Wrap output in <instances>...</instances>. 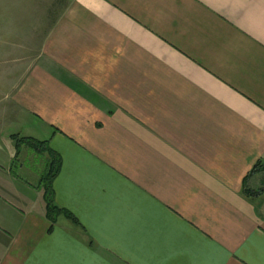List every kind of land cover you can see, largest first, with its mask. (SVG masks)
I'll return each mask as SVG.
<instances>
[{
  "label": "crops",
  "instance_id": "1",
  "mask_svg": "<svg viewBox=\"0 0 264 264\" xmlns=\"http://www.w3.org/2000/svg\"><path fill=\"white\" fill-rule=\"evenodd\" d=\"M28 34L0 40V264H264V0H72Z\"/></svg>",
  "mask_w": 264,
  "mask_h": 264
},
{
  "label": "rangeland",
  "instance_id": "2",
  "mask_svg": "<svg viewBox=\"0 0 264 264\" xmlns=\"http://www.w3.org/2000/svg\"><path fill=\"white\" fill-rule=\"evenodd\" d=\"M71 1L72 0H0V40L4 38L11 43H16L15 45L20 47L22 45V40L29 38V32H32V34L37 32V35L41 34L44 38ZM11 49L10 47L3 48L0 46L1 59H5V65H7L9 59L10 63L14 61L11 60L14 55ZM30 50L34 49L32 48ZM3 51L4 54H2ZM15 81L16 80L12 79L6 83L7 91L12 90ZM4 148L5 150L7 149L6 146ZM28 150L31 151L30 149ZM32 152L33 151H31V153ZM33 153V157L30 156L31 158L29 159L21 158L23 160H21V163L33 169V172L41 170V172H43L46 166V160L43 156H38L35 152ZM40 166H42V168Z\"/></svg>",
  "mask_w": 264,
  "mask_h": 264
},
{
  "label": "trees",
  "instance_id": "3",
  "mask_svg": "<svg viewBox=\"0 0 264 264\" xmlns=\"http://www.w3.org/2000/svg\"><path fill=\"white\" fill-rule=\"evenodd\" d=\"M16 141L17 155L19 150L23 146H27L37 155L48 154L50 157V162L44 173L41 176L40 186L44 192V200L46 203V216L50 222L54 225L56 224L59 217L64 216L70 219L77 225H80L79 221L70 212L60 208L55 202V191H54V181L57 178L61 170V158L52 151L49 147L48 141H38L32 138H26L21 136H13ZM250 192V191H249ZM247 196L254 195L252 193H246ZM256 193L255 195H257Z\"/></svg>",
  "mask_w": 264,
  "mask_h": 264
}]
</instances>
